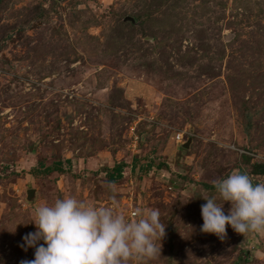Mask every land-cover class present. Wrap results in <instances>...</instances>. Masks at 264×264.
Instances as JSON below:
<instances>
[{"label":"rangeland","instance_id":"rangeland-1","mask_svg":"<svg viewBox=\"0 0 264 264\" xmlns=\"http://www.w3.org/2000/svg\"><path fill=\"white\" fill-rule=\"evenodd\" d=\"M260 164L264 0H0V264L64 196L159 210L161 253L129 264H264V232L200 230V196Z\"/></svg>","mask_w":264,"mask_h":264},{"label":"clouds","instance_id":"clouds-1","mask_svg":"<svg viewBox=\"0 0 264 264\" xmlns=\"http://www.w3.org/2000/svg\"><path fill=\"white\" fill-rule=\"evenodd\" d=\"M213 187V195L200 196L206 200L201 205L202 232L220 239L228 226L244 236L264 232V183L237 169ZM108 188L116 192L114 184ZM225 202L231 204L228 214ZM117 209L114 200L110 206H96L75 196L36 207L31 220L36 230L20 244L25 251L35 250L34 259L20 264H129L134 257L150 259L160 254L166 226L159 210L137 208L132 218Z\"/></svg>","mask_w":264,"mask_h":264},{"label":"trees","instance_id":"trees-1","mask_svg":"<svg viewBox=\"0 0 264 264\" xmlns=\"http://www.w3.org/2000/svg\"><path fill=\"white\" fill-rule=\"evenodd\" d=\"M62 165H63L62 163H59L55 167H48L47 171H56V170L60 171L62 169ZM127 165L128 164L125 162L117 164L114 168L111 169L110 178L113 181H118L122 179L124 176V169L127 167ZM256 173L264 175V165L263 164H260L257 166Z\"/></svg>","mask_w":264,"mask_h":264},{"label":"built area","instance_id":"built-area-1","mask_svg":"<svg viewBox=\"0 0 264 264\" xmlns=\"http://www.w3.org/2000/svg\"><path fill=\"white\" fill-rule=\"evenodd\" d=\"M183 134L182 133H179L178 136H177V140L179 141V143H183L184 140H183ZM134 213V211L132 212V214ZM133 216V215H132Z\"/></svg>","mask_w":264,"mask_h":264},{"label":"water","instance_id":"water-1","mask_svg":"<svg viewBox=\"0 0 264 264\" xmlns=\"http://www.w3.org/2000/svg\"><path fill=\"white\" fill-rule=\"evenodd\" d=\"M190 143H191V141L185 143L184 146H185L186 148H188V147L190 146ZM34 193H35V190H32V191L30 192V194H34Z\"/></svg>","mask_w":264,"mask_h":264}]
</instances>
